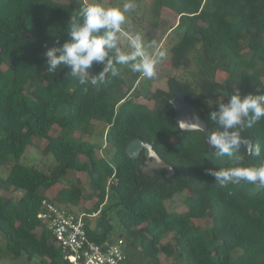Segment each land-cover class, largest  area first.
Segmentation results:
<instances>
[{
    "label": "trees",
    "instance_id": "1",
    "mask_svg": "<svg viewBox=\"0 0 264 264\" xmlns=\"http://www.w3.org/2000/svg\"><path fill=\"white\" fill-rule=\"evenodd\" d=\"M176 1L174 7L170 0H156L151 22L158 27L168 9L179 20L178 29L185 27L173 47L172 64L189 76L170 78V90H149V101L142 102L136 92L144 76L127 65H116L120 75L109 72L98 86L80 84L67 67L48 73L45 52L69 39L71 18L79 19L85 0H0V162H12L5 188L25 191L19 200L0 193V232L8 254L70 264L39 214L46 200L79 206L88 196L94 205L85 212L100 215L97 224L90 219V234L100 243L115 239L111 213L117 209L127 231L122 236L128 259L122 264H135L137 256L141 264H164L163 255L185 256L181 264H264V184L215 183L208 169L234 166L232 160L216 155L205 131L183 130L172 103L178 83L216 133L210 114L237 87L242 96L264 94V0ZM101 70L94 64L89 79ZM221 94L228 97L212 101ZM57 127L83 137L105 134L107 145L101 149L87 138L52 134ZM238 131L254 143L251 154L241 145L236 151L240 166L264 163V119L251 128L245 121ZM37 137L49 139L43 152L55 158L50 171L22 162ZM137 138L154 143L174 165V179L139 173L145 153L133 159L127 152ZM71 170L88 173L93 191L87 194L80 181L53 198ZM176 195L184 196V210L169 206ZM207 218L214 222L210 228L199 223Z\"/></svg>",
    "mask_w": 264,
    "mask_h": 264
},
{
    "label": "clouds",
    "instance_id": "2",
    "mask_svg": "<svg viewBox=\"0 0 264 264\" xmlns=\"http://www.w3.org/2000/svg\"><path fill=\"white\" fill-rule=\"evenodd\" d=\"M133 7L131 2L106 7L101 0H85L78 11L79 19L74 16L71 18L69 39L45 52L48 73H55L61 66L67 67L71 76L78 79L80 84L98 86L106 82L109 72L112 77L119 76L116 65L123 64L132 73H140L148 79L154 78L157 65L167 55L156 41L146 42L143 34L136 33L130 36L128 51L118 46L122 26L127 20L126 14ZM94 64L101 65L102 70L92 74L89 79ZM210 118L218 128L215 134H209L208 144L216 150L218 157H229L234 166L208 169V175L213 176L215 183L222 187L239 184L241 181L264 184V163L240 166L241 158L236 155L241 144L238 129L244 126L245 121L247 127L251 128L264 119V94L242 96L238 89L227 103H219ZM254 154H261L259 146L255 147Z\"/></svg>",
    "mask_w": 264,
    "mask_h": 264
},
{
    "label": "rangeland",
    "instance_id": "3",
    "mask_svg": "<svg viewBox=\"0 0 264 264\" xmlns=\"http://www.w3.org/2000/svg\"><path fill=\"white\" fill-rule=\"evenodd\" d=\"M64 1V0H61ZM171 4L176 7L179 3L176 0H170ZM91 2V0H89ZM101 2L106 7H116L122 6L125 2H131L134 7L133 9L126 14L127 20L125 24L122 26V34L120 36V40L118 42V46L121 47L122 50L128 51L129 50V39L131 35L136 33H141L145 37V41H156L158 47L161 50L166 51L167 55L166 58L160 61L157 65V75L152 78L148 79L143 77L141 85L137 89L136 99L142 102H148L149 99L146 97V93L149 90H157L158 88H163L166 90H170V78H186L189 76L188 71L186 69H176L172 64V56H173V47L181 40L183 34L185 32V27L178 29L179 20H177L173 11H167L168 9L163 10V21L160 22L158 27H155L152 24V18L154 17V6L156 0H101ZM79 3V0H77ZM172 8V7H169ZM152 51V50H149ZM223 76L226 73H222ZM243 91L240 87H237V90ZM249 93L244 94V96L248 95ZM228 96L227 94H221L220 96H213L212 101H216L218 99H226ZM100 126L106 127V124L99 123ZM64 133L66 136L74 137L78 140L82 138L90 139L92 142L97 143L101 149H104L107 145V138L105 134H96V136H86L83 137L80 133L72 134L69 130H64L61 127L54 128L52 134L57 135ZM49 139L47 138H35L34 143L28 148L25 156L22 159V162L25 164L30 165H37L41 168L45 169L46 171H50L53 164H55L54 156L47 155L43 152L44 148L48 145ZM102 153H105V150H102ZM12 167V162H9V166L4 165L0 162V193L14 198L15 200H19L24 195V190H17L14 187L5 188L4 181L7 180L9 177L10 171ZM82 182L83 185L86 187V193L89 194L93 191L91 186V177L88 173H80L74 170H71L67 177L63 178L61 186L54 188L52 191V197H56L58 195L59 190L62 187L68 186L73 183ZM190 191L187 192L189 196ZM184 197V196H183ZM179 197L180 201L177 200H170L169 206L171 209L177 210H184L186 205L183 204L182 198ZM120 198H114V201H119ZM55 201L58 202V198H55ZM60 203V202H58ZM112 203L110 202L108 205L110 206ZM94 205V201H91L87 196L79 206L70 205V204H63L68 208H71L75 212H83L86 211V208L92 207ZM113 217V223L116 226V229L113 233L114 238H118L122 235L127 234L119 215L117 214V209L114 208L111 213ZM98 217L94 218V224H97ZM202 224L204 228H210L213 226L214 222L213 219L207 218L201 220L199 222ZM40 231V229H38ZM172 235H170L167 240H172ZM7 244V240L0 232V264H41L40 258L35 257L34 259H30L27 255H24L21 258H16L11 254H8L5 246ZM180 253V252H179ZM186 257L184 256L183 259L181 257L176 258H169L166 255H163L164 264H181V260L185 261ZM142 258L137 256L135 264H141Z\"/></svg>",
    "mask_w": 264,
    "mask_h": 264
},
{
    "label": "built area",
    "instance_id": "4",
    "mask_svg": "<svg viewBox=\"0 0 264 264\" xmlns=\"http://www.w3.org/2000/svg\"><path fill=\"white\" fill-rule=\"evenodd\" d=\"M98 213L75 212L71 208L46 200L39 217L53 232L70 264H122L128 259L124 236L100 243L91 237L90 219Z\"/></svg>",
    "mask_w": 264,
    "mask_h": 264
},
{
    "label": "water",
    "instance_id": "5",
    "mask_svg": "<svg viewBox=\"0 0 264 264\" xmlns=\"http://www.w3.org/2000/svg\"><path fill=\"white\" fill-rule=\"evenodd\" d=\"M174 97L172 103L177 110L176 120L183 130H203L207 138L209 134H215L210 127L209 122L201 114L200 109L191 100L186 97L187 89L183 88L178 83H174ZM205 110V107H203ZM218 126H216L217 130ZM241 147L247 154H251L253 150V140L250 137H240ZM128 154L133 159H140L145 153L146 160L142 162L138 171L140 174H145L154 180L161 179L162 181H170L177 175V169L167 161L155 148V144L146 141L142 138L135 139L127 149ZM180 201L178 195L174 197Z\"/></svg>",
    "mask_w": 264,
    "mask_h": 264
}]
</instances>
